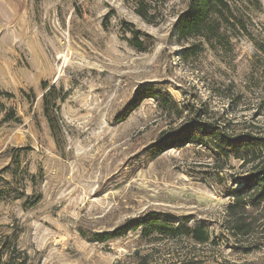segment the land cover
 I'll return each instance as SVG.
<instances>
[{
  "label": "rangeland",
  "instance_id": "rangeland-1",
  "mask_svg": "<svg viewBox=\"0 0 264 264\" xmlns=\"http://www.w3.org/2000/svg\"><path fill=\"white\" fill-rule=\"evenodd\" d=\"M189 3L155 6L149 25L124 0H0V264H264V203L229 212L252 164L202 145L150 159L193 120L264 139V0H229L231 24L211 44L180 33ZM43 83L58 97L57 143ZM145 87L169 92L182 118L137 101ZM157 212L209 240L93 241Z\"/></svg>",
  "mask_w": 264,
  "mask_h": 264
},
{
  "label": "trees",
  "instance_id": "trees-1",
  "mask_svg": "<svg viewBox=\"0 0 264 264\" xmlns=\"http://www.w3.org/2000/svg\"><path fill=\"white\" fill-rule=\"evenodd\" d=\"M124 1L128 4H133L135 6V14L139 15L147 24L152 25L158 20L155 17L156 15H153L155 6L164 7L171 0ZM244 1L254 5L258 0ZM230 18H232V13L229 0H190L187 11L181 16L178 29H180V33L184 37H203L206 42L211 44L212 40L220 39L224 26L231 24ZM132 33L134 37L130 40L131 45L136 50L147 51V44L140 39L139 33L134 31ZM42 89L45 92L42 97L44 116L46 121H48L51 135H53L57 143L60 140V121L55 116V110L59 108L57 106L58 97L55 95L53 85L43 83ZM135 99L137 101L146 99L155 101L166 114H173L182 118V111L178 103L169 92L162 89L145 87L139 90ZM131 111L132 109H128V111L117 116L116 119L120 122H125ZM184 145L206 146L210 148L209 150L219 160L228 163L230 159H235L245 165L252 164L254 166V172L241 181L240 188L229 192L236 201V205L230 206V213L237 215L238 211L243 209L241 206L248 205V203L258 206L264 203V165L261 163L264 156V139L262 137L256 138L251 134L227 135L223 130L215 127L214 124L193 120L186 124L182 130L170 136V138L161 139L151 146L150 159L155 160L171 149L185 147ZM246 194H249V202H245ZM137 231L144 237H152L159 234L162 237L171 239L192 236L200 243H205L209 240V234L205 227L192 229L183 224L174 225L168 220V216L157 212L142 214L140 217L129 219L126 224L111 232H101L94 235L93 241L105 243ZM16 260L14 259L9 264H16Z\"/></svg>",
  "mask_w": 264,
  "mask_h": 264
}]
</instances>
